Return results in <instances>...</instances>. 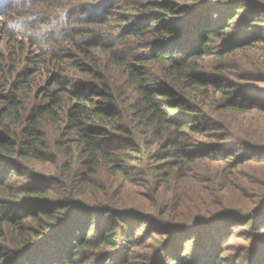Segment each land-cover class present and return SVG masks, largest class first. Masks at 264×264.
<instances>
[{"label": "trees", "instance_id": "16d2710c", "mask_svg": "<svg viewBox=\"0 0 264 264\" xmlns=\"http://www.w3.org/2000/svg\"><path fill=\"white\" fill-rule=\"evenodd\" d=\"M1 6L0 264L262 247L264 0Z\"/></svg>", "mask_w": 264, "mask_h": 264}, {"label": "rangeland", "instance_id": "374dc122", "mask_svg": "<svg viewBox=\"0 0 264 264\" xmlns=\"http://www.w3.org/2000/svg\"><path fill=\"white\" fill-rule=\"evenodd\" d=\"M17 1V0H16ZM9 2V1H8ZM16 3V2H15ZM3 5H6L5 3ZM4 6H1L0 9H2L3 11L6 9L7 5L5 8H3ZM20 12V11H19ZM261 16L264 17V13H261ZM43 28H45V26H42ZM46 28H49V26H46ZM236 245L235 247L230 246L229 249H227L231 256H237V254H239V250L236 249L238 247V245L240 246V251L241 253V257L236 260V257H231V260L229 262H227V264H246L247 263V259H246V255H249V250H250V246L252 245L250 243V245L248 246L249 240H244V239H237V241H235ZM247 243L246 247L247 249H243L244 244ZM262 247H259L258 249L253 250V252L251 253L252 257L257 260L260 261L261 257L264 255V239H263V243L260 244ZM144 251H141L140 253H144Z\"/></svg>", "mask_w": 264, "mask_h": 264}]
</instances>
